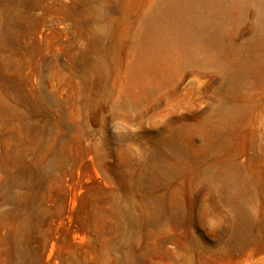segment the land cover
I'll return each instance as SVG.
<instances>
[{"label": "rangeland", "instance_id": "obj_1", "mask_svg": "<svg viewBox=\"0 0 264 264\" xmlns=\"http://www.w3.org/2000/svg\"><path fill=\"white\" fill-rule=\"evenodd\" d=\"M182 1L0 0V264H264L263 9Z\"/></svg>", "mask_w": 264, "mask_h": 264}, {"label": "bare ground", "instance_id": "obj_2", "mask_svg": "<svg viewBox=\"0 0 264 264\" xmlns=\"http://www.w3.org/2000/svg\"><path fill=\"white\" fill-rule=\"evenodd\" d=\"M223 0H199L202 2L200 7L196 6L197 0H184L177 8H166L159 11L160 16L169 17L173 19L174 25L178 29H182L185 32H200L204 27V18L211 14L214 10L218 11L222 15H228V12L223 6ZM240 3L246 4L250 1L257 2L264 10V0H238ZM263 21H264V11ZM203 20V21H202ZM214 39H219V34H214ZM259 43L264 42V32L259 37Z\"/></svg>", "mask_w": 264, "mask_h": 264}]
</instances>
